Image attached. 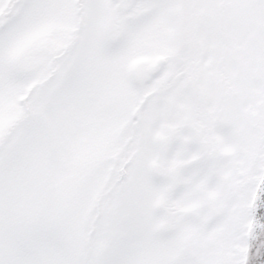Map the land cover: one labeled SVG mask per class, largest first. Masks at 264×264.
<instances>
[{
    "label": "snow or ice",
    "instance_id": "obj_1",
    "mask_svg": "<svg viewBox=\"0 0 264 264\" xmlns=\"http://www.w3.org/2000/svg\"><path fill=\"white\" fill-rule=\"evenodd\" d=\"M0 264H264V0H0Z\"/></svg>",
    "mask_w": 264,
    "mask_h": 264
}]
</instances>
